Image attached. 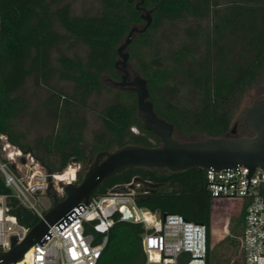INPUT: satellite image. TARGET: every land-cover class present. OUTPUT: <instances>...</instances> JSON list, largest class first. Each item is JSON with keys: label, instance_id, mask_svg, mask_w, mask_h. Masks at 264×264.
<instances>
[{"label": "trees", "instance_id": "trees-1", "mask_svg": "<svg viewBox=\"0 0 264 264\" xmlns=\"http://www.w3.org/2000/svg\"><path fill=\"white\" fill-rule=\"evenodd\" d=\"M96 1L95 13H74L67 0H0V134L59 176L76 159L77 181L101 149L159 144L160 138L143 124L135 91L102 81L104 76L110 82L119 79L117 47L133 25L144 23L140 13L145 8L151 9L152 20L128 44V63L136 59L132 65L147 79L155 111L172 121L175 133L185 135L184 139L230 130L235 96L264 73V0H232L222 7H215L214 0ZM209 17V25L202 23ZM190 18L194 25L183 27L176 39L160 33ZM163 36L167 44H162ZM28 81L46 88L42 106L52 121V130L32 142L17 126V120L30 112L24 94ZM104 90L112 92L98 112L104 130L88 142L84 109L91 96ZM252 133L245 125L238 134ZM133 178L149 189L136 197L140 207L161 215L179 213L205 224L209 251L211 198L206 169L129 167L107 177L93 194ZM259 192L264 198V183ZM2 193L8 213L18 223L31 227L39 220L12 194L0 173ZM242 211L244 215L245 206ZM144 231L142 222L117 220L97 264H143Z\"/></svg>", "mask_w": 264, "mask_h": 264}, {"label": "built area", "instance_id": "built-area-1", "mask_svg": "<svg viewBox=\"0 0 264 264\" xmlns=\"http://www.w3.org/2000/svg\"><path fill=\"white\" fill-rule=\"evenodd\" d=\"M131 128L137 130L135 126ZM0 137L6 139L0 146L4 154L0 155V173L4 184L22 204L35 211L39 218L42 217L44 208L40 207V196L46 193L49 180L52 185L58 182L57 172L51 173L30 152H23L10 143L4 134ZM23 156L25 160H21ZM18 160L23 169L14 164ZM79 168L80 163L72 159L63 170V173L69 170L63 185L77 181ZM247 171L248 167L244 165H237L231 170L206 169L207 189L211 199H244L240 264H264V198L259 192L260 185L264 183V169L257 167L251 172L249 183L252 184L246 186V192ZM129 183L133 186L126 191H112L115 184L103 194H93L85 207L63 226L58 228L53 223L49 227L53 234L44 245L33 244L29 255L24 253L20 260L24 264H97L110 228L117 220H130L142 222L145 227L142 246L146 260L143 264H212L205 224L186 219L179 213L161 215L140 207L136 197L149 189L136 178L123 184L127 187ZM147 212L157 215L158 221L149 219ZM28 229L8 213L6 194H0V248H9V234H15L20 240Z\"/></svg>", "mask_w": 264, "mask_h": 264}, {"label": "water", "instance_id": "water-1", "mask_svg": "<svg viewBox=\"0 0 264 264\" xmlns=\"http://www.w3.org/2000/svg\"><path fill=\"white\" fill-rule=\"evenodd\" d=\"M140 16L144 23L133 25L117 47L115 68L119 72V79L110 80L115 86L135 91L137 110L143 124L160 138V143H126L97 151L81 179L65 183L62 193L51 191L53 185L49 180L46 192L52 197L51 205L42 217L29 227L22 239L18 240L15 234H9V248H0V264H15L33 244L44 245L53 234L49 229L53 223L58 228L63 226L85 207L102 181L129 167L165 168L175 172L192 167L231 170L237 165H244L248 167L246 192V186L252 184L249 183L251 172L257 167L264 169V96L252 101L243 116V123L252 129V134H236L234 123L223 135L188 139H178L175 136V124L154 109L147 79L129 68L128 44L135 34L143 32L150 25L151 9L145 8ZM132 186L133 183H129L127 187L124 184H116L112 191H126Z\"/></svg>", "mask_w": 264, "mask_h": 264}, {"label": "rangeland", "instance_id": "rangeland-1", "mask_svg": "<svg viewBox=\"0 0 264 264\" xmlns=\"http://www.w3.org/2000/svg\"><path fill=\"white\" fill-rule=\"evenodd\" d=\"M71 4V10L74 13L86 12L95 13L98 10V2L96 0H67ZM217 2L215 7H222L232 0H214ZM214 7V6H213ZM211 17L202 20V23L209 25ZM195 19L190 18L187 21H178L177 25H169L164 29V32L168 34L171 40L176 39V33H182L183 27L186 25H194ZM162 44H167L168 39L161 38ZM134 58L132 61H135ZM132 61L129 62V68L131 71H136L132 65ZM103 83L107 86H115L106 76L103 77ZM60 85L68 86L66 82H59ZM24 94L30 103V112L25 114L22 118L17 120V126L20 130L25 131L30 142L37 136H44L52 130V121L48 117L46 110L42 106V101L46 96V88L44 86L35 85L32 81H28L25 86ZM264 96V73L260 79L254 82L251 86L247 87L241 93H238L231 104L232 108V124L235 123V131L239 133L245 129L243 123V116L249 104ZM112 97V92L107 90L102 91L99 94L91 96L88 101L89 107L84 109L86 116V128L84 132L85 139L89 142L92 140L94 133L104 130L101 119L98 115L99 109H101ZM36 109L35 112L32 110ZM137 129V128H136ZM132 131H134L131 128ZM137 131V130H135ZM134 131V132H135ZM176 132V130H175ZM179 138H186L185 135L175 133ZM191 138H203L205 134H192ZM5 138L0 137V145L5 141ZM0 155L3 156V151L0 148ZM33 155V154H32ZM34 156V155H33ZM35 157V156H34ZM25 160L26 157L23 156ZM36 158V157H35ZM14 164L17 167L24 168L21 162L18 160ZM66 168V167H65ZM64 168V169H65ZM63 169V170H64ZM62 170V171H63ZM65 173H69V170ZM59 178V176H58ZM65 179L59 178L57 183H54L51 191L55 193H62L60 188L63 185ZM52 203V197L46 193L40 196V207L47 209ZM245 206L244 199L240 197H224L211 199V262L212 264H240V234L235 231L240 225L243 217L242 209ZM238 214V215H237ZM237 215V216H235ZM152 221L156 222V219L149 217ZM229 224V240L224 241L221 237L222 229L226 228Z\"/></svg>", "mask_w": 264, "mask_h": 264}, {"label": "crops", "instance_id": "crops-1", "mask_svg": "<svg viewBox=\"0 0 264 264\" xmlns=\"http://www.w3.org/2000/svg\"><path fill=\"white\" fill-rule=\"evenodd\" d=\"M237 215H235V216H237ZM241 230H242V221H241V225L235 231H238V233H241ZM229 231H230L229 224L227 225L226 228L222 229L221 237L224 238L223 239L224 241L229 240V236H228ZM239 239H240V237H239ZM211 244H212V242H211V230H210V237H209V259H210V262H211Z\"/></svg>", "mask_w": 264, "mask_h": 264}, {"label": "bare ground", "instance_id": "bare-ground-1", "mask_svg": "<svg viewBox=\"0 0 264 264\" xmlns=\"http://www.w3.org/2000/svg\"><path fill=\"white\" fill-rule=\"evenodd\" d=\"M11 152H13V147H11ZM13 153H14V152H13ZM68 174H69V173H65V174H63V175H61V176L56 175V177H57L58 180H59V178L66 179ZM58 176H59V178H58ZM146 216H147L148 218H149V217H153V218L156 219V221H158V217H157V215L152 216V215H150V214L147 212V213H146ZM30 251H31V248H29V249L25 252V256H28L29 253H30ZM17 264H24V263H23V261L20 260V261H18Z\"/></svg>", "mask_w": 264, "mask_h": 264}, {"label": "flooded vegetation", "instance_id": "flooded-vegetation-1", "mask_svg": "<svg viewBox=\"0 0 264 264\" xmlns=\"http://www.w3.org/2000/svg\"><path fill=\"white\" fill-rule=\"evenodd\" d=\"M107 80H108V78H107ZM235 133L238 134L236 131H235Z\"/></svg>", "mask_w": 264, "mask_h": 264}]
</instances>
